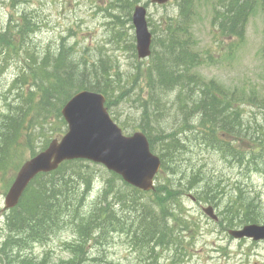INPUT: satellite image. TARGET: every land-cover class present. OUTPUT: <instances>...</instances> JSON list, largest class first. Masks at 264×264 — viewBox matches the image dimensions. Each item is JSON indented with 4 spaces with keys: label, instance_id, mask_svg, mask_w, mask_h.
Masks as SVG:
<instances>
[{
    "label": "trees",
    "instance_id": "obj_1",
    "mask_svg": "<svg viewBox=\"0 0 264 264\" xmlns=\"http://www.w3.org/2000/svg\"><path fill=\"white\" fill-rule=\"evenodd\" d=\"M197 1L200 0H179L178 18L164 22L163 38L153 41V45H157L160 50L152 49L153 57L143 72L149 98L151 101L152 95L161 96L177 91L178 109L182 114L179 128L192 127L189 123L196 115L199 128L194 134L200 145L210 146L222 158L232 159L230 164H235L240 170L246 169L245 154L241 149L229 146L219 133L223 130L225 136H234L242 147L244 127L242 110L239 108L243 97H239L236 90L227 91L215 81H206L192 72L205 60L194 49L196 40L190 26L194 15L193 6ZM257 1L216 0L212 4L211 25L216 26L221 36L234 37L242 42L248 17ZM260 1L264 8V0ZM139 2L111 0L107 7L120 8L130 22L131 11ZM26 3L27 0H0V5L9 10L6 26L0 30V76L11 60L15 59L20 64L19 74L12 81L17 104L10 105L9 113L2 114L0 120V174L10 175V179L25 161L22 157L25 151L32 157L51 141L47 139L36 145L39 135H44L46 130L52 132L51 126L55 120L60 125L58 131L66 128L60 109L75 93L91 90L103 94L108 110L118 103L117 99L111 98L114 95L111 79L114 67L109 59L100 58L97 66L93 62L87 64L85 58L74 57V47L67 45L63 38L55 52L47 51L37 57L30 41L42 25L36 10H17ZM131 40L134 38L131 37ZM208 58L211 59V56ZM154 104L157 107L158 100ZM147 110L144 105L145 120L149 119ZM141 130L147 135L150 147L156 150L150 128L147 126ZM158 136L161 171L166 173L167 181L159 183L152 192L143 193L110 173V177L103 181L101 197L98 196L96 205L78 228L80 240L68 247L70 258L67 262L52 264H99L87 257L89 244L98 240L104 242L109 232H123L127 227L131 241L139 247H147L150 253L157 247H173L175 251L181 252L183 239H195L199 232L198 224L186 215L180 198L198 181H204V188L196 191L197 198L215 205L217 199L209 197L213 181L197 172L187 184L179 182L174 186L168 183L172 175L180 173L170 164L177 161L176 156L185 147L184 140L176 139V133ZM188 138L184 137L185 140ZM84 163L83 160L67 161L57 170L39 174L32 180L17 206L6 216L7 234L0 243L2 262L4 256L13 259L14 264H44L43 261L20 254V251L30 248L33 243L47 241L67 221H76L81 216V203L94 185L93 172ZM2 181L6 185L10 183L4 178ZM118 182L124 189L118 187ZM242 193L237 188L235 195L228 199L221 210L218 224L224 231L252 223L264 224V208L259 207L253 198H244Z\"/></svg>",
    "mask_w": 264,
    "mask_h": 264
},
{
    "label": "rangeland",
    "instance_id": "obj_2",
    "mask_svg": "<svg viewBox=\"0 0 264 264\" xmlns=\"http://www.w3.org/2000/svg\"><path fill=\"white\" fill-rule=\"evenodd\" d=\"M110 1L27 0L17 10H36L39 15L42 26L30 41L37 57L47 51L55 52L63 38L67 45L74 47V57L85 58L87 64L93 62L97 66L100 58L109 59L114 67V76L111 78L114 95L111 98L118 100L109 110L111 117L128 135L148 126L157 149L158 135L168 134L180 126L182 114L178 109L177 91L161 96L152 95L150 101L143 76L148 61L139 64L131 46V37L134 36L132 23L120 8L109 9L107 5ZM178 1L168 0L163 5H157L152 0H140L147 9L149 29H154V37L163 38L164 22L178 18ZM214 2L215 0H200L193 7L194 16L190 26L196 38V49L205 57L207 54L213 56V62L205 60V64L193 69V73L206 81H215L227 91H238L239 97H243L242 106L239 108L242 110V122L248 126V132L264 144V8L258 0L248 17L244 39L238 42L234 38L220 37L213 29L211 19ZM8 11L0 5V30L6 26ZM116 17L119 19H115ZM156 49L160 50L157 46ZM19 67L17 60L13 59L0 76V120L2 114L9 113L10 105L17 104L12 81L19 74ZM155 100L159 102L157 107ZM144 105L148 109V120L143 117ZM58 128L60 125L55 120L51 126L52 132L46 130L44 135H39L36 145L47 139H60L65 128L62 131H58ZM260 153L264 159V145L260 148ZM22 157L28 159L29 152L25 151ZM176 160L170 165L180 173L172 175L168 183L174 186L179 182L182 185L187 184L197 172L208 180L212 179V194L209 197L217 200L215 207L209 205L213 206L219 218L222 208L235 195L237 188L243 192L244 198H253L259 207L264 208V162L258 169L240 172L238 167L227 162L217 151L203 146L187 149ZM85 164L93 172L94 185L81 203V216L76 221H67L46 242L35 244L30 251L23 252V249L22 255L43 261L44 264L67 262L70 258L68 247L80 240L78 228L96 205L98 196L101 197L103 181L110 177V173L103 166L89 162ZM158 175L155 178L156 186L167 181L164 171ZM3 178L10 183L13 180L10 175L0 174V240L6 234L4 196L1 195L2 187H5ZM203 182L198 181L184 193L180 201L186 215L198 224L199 230L197 235L194 234V240L183 239L181 252L185 254L175 251L173 247H157L150 253L151 250L147 247H139L131 241L128 234L114 231L106 235L104 242H91L86 249L87 257L99 264H264V241L231 238L218 223L210 221L202 213L201 206H205V203L193 202L189 198L204 188ZM117 184L124 189L120 182ZM1 264H14V260L3 256Z\"/></svg>",
    "mask_w": 264,
    "mask_h": 264
},
{
    "label": "water",
    "instance_id": "obj_3",
    "mask_svg": "<svg viewBox=\"0 0 264 264\" xmlns=\"http://www.w3.org/2000/svg\"><path fill=\"white\" fill-rule=\"evenodd\" d=\"M167 0H155L162 4ZM146 10L141 5L134 8L132 24L135 29L137 56L150 54L151 34L146 23ZM101 94L81 91L75 94L61 109L67 125L60 140H52L47 148L26 160L18 169L5 198V208L15 207L31 180L40 173H49L65 161L87 160L103 165L108 171L140 190L153 188V178L160 168V159L152 154L143 133L125 136L113 122L104 106ZM213 220H217L213 208H203ZM235 239L264 240V225L251 224L229 231Z\"/></svg>",
    "mask_w": 264,
    "mask_h": 264
},
{
    "label": "bare ground",
    "instance_id": "obj_4",
    "mask_svg": "<svg viewBox=\"0 0 264 264\" xmlns=\"http://www.w3.org/2000/svg\"><path fill=\"white\" fill-rule=\"evenodd\" d=\"M214 196V195H213ZM170 216V215H169ZM163 219V218H162ZM155 221V220H154ZM162 221V220H161ZM167 221V220H166ZM169 221V220H168ZM140 227V226H139ZM160 229V228H159ZM147 230V229H146ZM144 232H146V231H144Z\"/></svg>",
    "mask_w": 264,
    "mask_h": 264
}]
</instances>
